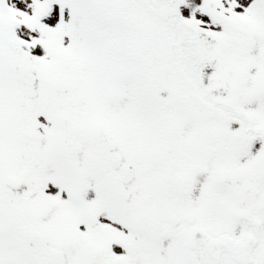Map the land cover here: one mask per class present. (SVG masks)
I'll list each match as a JSON object with an SVG mask.
<instances>
[{"label": "snow or ice", "instance_id": "6c2138e0", "mask_svg": "<svg viewBox=\"0 0 264 264\" xmlns=\"http://www.w3.org/2000/svg\"><path fill=\"white\" fill-rule=\"evenodd\" d=\"M0 264H264V0H0Z\"/></svg>", "mask_w": 264, "mask_h": 264}]
</instances>
